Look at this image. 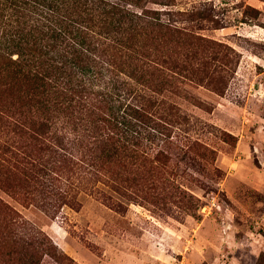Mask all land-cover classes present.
<instances>
[{"label": "rangeland", "instance_id": "rangeland-1", "mask_svg": "<svg viewBox=\"0 0 264 264\" xmlns=\"http://www.w3.org/2000/svg\"><path fill=\"white\" fill-rule=\"evenodd\" d=\"M131 1L178 30L160 34L163 82L149 90L171 120L149 142L167 159L129 181L55 183L48 166L25 182L5 144L36 171L48 143L0 128V264L27 263L23 233L38 241L25 248L35 264H264V0Z\"/></svg>", "mask_w": 264, "mask_h": 264}, {"label": "trees", "instance_id": "trees-1", "mask_svg": "<svg viewBox=\"0 0 264 264\" xmlns=\"http://www.w3.org/2000/svg\"><path fill=\"white\" fill-rule=\"evenodd\" d=\"M0 10V128L46 141L51 155V163L36 157L35 171L29 154L5 144L13 175L33 181L49 166L55 183L129 181L132 168L167 159L164 148L149 142L171 120L157 115L162 101L149 90L160 93L163 82L160 34L178 30L159 11L131 0H0ZM21 22L30 39L18 30ZM192 59L185 55L187 79ZM167 110L177 114L175 105ZM65 187L60 206L74 191L71 182ZM23 236L26 264H35L25 251L38 241Z\"/></svg>", "mask_w": 264, "mask_h": 264}]
</instances>
